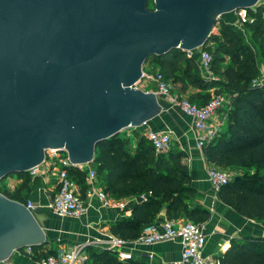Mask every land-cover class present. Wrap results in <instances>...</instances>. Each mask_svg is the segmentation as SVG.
<instances>
[{"label":"water","instance_id":"95a60500","mask_svg":"<svg viewBox=\"0 0 264 264\" xmlns=\"http://www.w3.org/2000/svg\"><path fill=\"white\" fill-rule=\"evenodd\" d=\"M257 1L0 0V181L49 149L86 165L151 121L158 97L136 87L147 58L203 47L221 15ZM44 243L33 213L0 193V263Z\"/></svg>","mask_w":264,"mask_h":264},{"label":"trees","instance_id":"16d2710c","mask_svg":"<svg viewBox=\"0 0 264 264\" xmlns=\"http://www.w3.org/2000/svg\"><path fill=\"white\" fill-rule=\"evenodd\" d=\"M147 8L152 10L148 4ZM251 21L244 25L252 43L264 58V18L261 10L249 11ZM211 56L213 80L201 76L195 57L175 49L162 56L147 58L144 68L159 72L170 81L174 92L198 106L213 96H224L226 118L219 133L203 147L208 165L217 169L244 171L222 185L217 196L239 216L264 225V79L257 56L244 38L223 20L213 29L203 46ZM143 68V70H144ZM264 68V63H263ZM130 136L119 133L99 143L92 166L102 191L114 199H138L131 208L129 220L111 222L110 232L131 241L153 224L160 211L167 220L185 218L201 225L208 221L209 212L196 203L197 191L192 187L189 170L182 161L183 153L174 149L155 152L151 143L138 130ZM21 184L13 192L0 190L7 198L26 204L21 192L30 191L28 172L17 174ZM81 197L86 189L85 172L68 169ZM145 195L143 199L139 196ZM36 260L46 259L54 251L33 247ZM93 264H147L138 261H119L110 251L96 252L88 247ZM220 264H264V237L240 235L232 238L219 256Z\"/></svg>","mask_w":264,"mask_h":264},{"label":"crops","instance_id":"0c3cea01","mask_svg":"<svg viewBox=\"0 0 264 264\" xmlns=\"http://www.w3.org/2000/svg\"><path fill=\"white\" fill-rule=\"evenodd\" d=\"M232 21L234 18L230 22H225L231 24ZM210 95L213 97V90H210ZM157 97L160 111L148 122V125L151 129L166 131L171 135V149L183 153L182 161L187 165L191 185L197 191L196 203L209 212V219L203 225L206 235L203 256L208 259L219 257L227 248L230 240L240 235L264 237L263 224L239 216L223 204L217 195H213L207 181V170L211 166L207 164L203 150H198L194 146L198 132L193 128L192 119L177 106L171 104L167 97L160 95ZM131 131L122 132L130 136ZM90 165L92 166V163ZM56 181V168L52 166V161L47 160L39 166V173L31 177L30 191L21 192L23 199L36 207L33 215L45 233L43 251L52 250L55 254L61 253L87 240L96 241L95 245L89 246L96 252L109 251L107 249L108 238L110 236L119 237L110 232V223L129 220L134 204L124 211H117L103 207L97 200H92L88 202L86 212L80 218L58 217L48 207L56 192ZM21 182L22 179L17 175L12 180L5 178L0 181V190L13 192ZM73 183L77 186L74 181ZM95 186L101 190L103 188L97 179ZM164 220L167 219L162 210L154 218L153 224H160ZM172 221L179 225L188 220L179 218ZM125 241L124 250L131 254L130 261L147 264H174L180 259L181 246L178 242H160L143 246L137 244L135 239ZM87 248L85 251L88 255ZM35 256L37 253L27 254L24 250L15 251L4 264H40V261L34 258Z\"/></svg>","mask_w":264,"mask_h":264},{"label":"built area","instance_id":"2783aa9c","mask_svg":"<svg viewBox=\"0 0 264 264\" xmlns=\"http://www.w3.org/2000/svg\"><path fill=\"white\" fill-rule=\"evenodd\" d=\"M257 6L261 10L262 17L264 18V0H258L256 6L250 9H241L232 12L234 14V21L228 25L235 29L243 38V34L245 33L244 25L251 21L249 11L257 10ZM224 15H221L218 22L223 20ZM218 22L215 28L218 27ZM186 55L197 59L201 76L204 79L208 81L214 79L210 69L211 56L203 47L186 51ZM261 75H264L262 70ZM259 81L264 82V79ZM136 87L143 91H151L156 95L167 97L171 104L177 106L186 116L192 119L193 128L198 132L194 142V146L198 150H203V147L219 133L224 125L226 118L224 109L228 103L227 98L224 96H213L205 105L198 106L189 102L187 98L178 96L174 92L173 85L170 81L165 80L162 74L145 70H142ZM148 122H144L140 127L128 130L136 129L143 134L151 143L155 152H167L170 150L172 147L171 135L166 131L151 129ZM47 160L52 161V166L56 168L57 180L56 192L48 207L58 217L80 218L85 214L88 202L92 200H97L103 207L117 211L126 210L138 200L134 197L114 199L107 196L101 189L95 186L96 174L94 168L90 165L91 163L86 165H73L70 163L64 150H47L43 162ZM39 166L28 171L30 177H34L39 173ZM71 167L78 168L86 173V189L83 198L80 195L79 188H77L68 176V169ZM234 177L235 175H230L212 166L207 170V181L214 196L217 195L222 185ZM144 197L145 195H141L139 199H143ZM25 206L32 213L36 209L28 201ZM203 225H197L190 221L176 225L172 220H164L160 224H152L135 241L137 244L143 246L160 242H178L181 246L180 259L174 264H220L219 257L208 259L202 254L204 246L206 245V235ZM95 244L96 241L87 240L83 244L76 245L67 251L48 256L46 259L41 260L40 264H93L85 248ZM125 246L126 241L119 237L110 236L107 240V249L113 252L119 261L132 259L131 254L124 250ZM32 248L26 247L23 250L27 254H32ZM0 264H4V262Z\"/></svg>","mask_w":264,"mask_h":264},{"label":"rangeland","instance_id":"374dc122","mask_svg":"<svg viewBox=\"0 0 264 264\" xmlns=\"http://www.w3.org/2000/svg\"><path fill=\"white\" fill-rule=\"evenodd\" d=\"M148 4L153 9V0H148ZM233 18H234V14L232 12L227 13L223 16V20L227 21V22H230L231 20H233ZM243 36H244V40L246 41V43L251 46L252 50L254 51L255 55L257 56V60H258V64L260 66V69L262 70V72H264V68H263L264 58L260 56L257 45L251 42V40L249 38V33L246 30H245V33L243 34ZM144 70L147 71V68H144ZM225 172H227L230 175L239 176V175H242L244 171L242 170V171L236 172L233 170L232 171L226 170ZM14 178H16V175H11V176H8L6 178V180H12Z\"/></svg>","mask_w":264,"mask_h":264}]
</instances>
